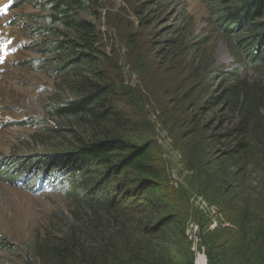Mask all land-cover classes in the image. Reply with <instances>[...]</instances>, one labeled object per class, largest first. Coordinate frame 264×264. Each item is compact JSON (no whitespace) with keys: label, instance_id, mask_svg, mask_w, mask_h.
<instances>
[{"label":"trees","instance_id":"obj_1","mask_svg":"<svg viewBox=\"0 0 264 264\" xmlns=\"http://www.w3.org/2000/svg\"><path fill=\"white\" fill-rule=\"evenodd\" d=\"M205 1L214 27L230 39L231 52L264 75V0ZM90 3L47 0L45 20H33L34 27L53 36L41 41L46 51L63 55L56 69L64 72L65 82L71 73L80 79L68 84L72 99L54 109L68 117L70 126L94 129L83 137L69 127L72 142L48 155L21 159L30 158L31 168L44 179L57 176L67 183L76 204L67 227L30 241L33 256L41 264H195L184 235L193 215L209 264H264V89L227 86L225 99L235 98L240 116L221 135L224 151L210 155L209 139L194 140L195 127L185 135L187 184L170 186L155 162L152 139L102 126L126 121L112 103L119 90L141 98L133 88L106 84L95 70L101 58L111 60L96 45L95 24L79 18V11H90ZM87 66L94 68L92 78L84 75ZM248 167L261 176L255 189L246 185ZM192 194L206 200L219 219L216 225L208 224L211 216L191 209ZM0 248L13 247L1 238Z\"/></svg>","mask_w":264,"mask_h":264},{"label":"rangeland","instance_id":"obj_2","mask_svg":"<svg viewBox=\"0 0 264 264\" xmlns=\"http://www.w3.org/2000/svg\"><path fill=\"white\" fill-rule=\"evenodd\" d=\"M46 1L0 0V169H6L0 173V239L13 247L0 248V264H41L30 241L50 238L53 228L73 222L76 204L67 183L57 176L44 179L30 158L21 159L72 142L70 128L83 137L94 132L70 126L54 109L72 99L68 84L80 79L71 73L65 82L64 72L56 69L63 55L47 52L41 42L53 36L34 27L35 18L45 20ZM89 1L90 11H79V18L95 24L96 45L111 60L101 58L95 70L106 84L128 86L141 98L119 90L112 103L126 121L102 126L152 139L164 181L186 185L185 135L196 127L194 140L209 139L210 155L224 151L221 135L240 116L235 98L225 99L227 86L264 89V75L231 52L230 39L214 27L205 0ZM55 26L62 28L59 22ZM94 68H84V75L92 78ZM260 177L248 167L246 185L255 189ZM191 204L202 211L194 200Z\"/></svg>","mask_w":264,"mask_h":264},{"label":"built area","instance_id":"obj_3","mask_svg":"<svg viewBox=\"0 0 264 264\" xmlns=\"http://www.w3.org/2000/svg\"><path fill=\"white\" fill-rule=\"evenodd\" d=\"M193 200L203 211V213L207 214L209 210L210 215H207L211 216L210 219L212 220V225H216L217 219H215L212 212L210 211V207L208 206L206 200H204L200 195H194L190 201ZM205 209H207V211ZM190 219L191 218H189L187 221L184 235L185 239H187V241L190 243V250L193 252L194 262L195 264H209L208 258L206 257V249L202 244L200 224L197 220Z\"/></svg>","mask_w":264,"mask_h":264}]
</instances>
